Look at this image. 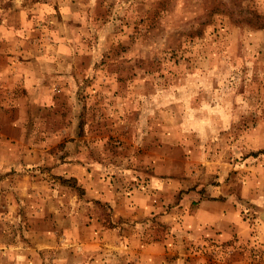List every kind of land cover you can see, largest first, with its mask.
<instances>
[{"label":"rangeland","instance_id":"374dc122","mask_svg":"<svg viewBox=\"0 0 264 264\" xmlns=\"http://www.w3.org/2000/svg\"><path fill=\"white\" fill-rule=\"evenodd\" d=\"M0 264H264V0H0Z\"/></svg>","mask_w":264,"mask_h":264},{"label":"crops","instance_id":"0c3cea01","mask_svg":"<svg viewBox=\"0 0 264 264\" xmlns=\"http://www.w3.org/2000/svg\"><path fill=\"white\" fill-rule=\"evenodd\" d=\"M77 166L79 172L83 173V166L81 164H74ZM98 179V180H97ZM93 183L96 189H104L108 184L103 182V178L95 177ZM102 195L105 191H97ZM228 203L220 200L203 197L198 201L192 212H188L185 216L184 225L188 229H192L193 233L202 231L207 227V233L211 231L227 233L228 231H236V211L232 207L228 209ZM191 234V233H190Z\"/></svg>","mask_w":264,"mask_h":264}]
</instances>
